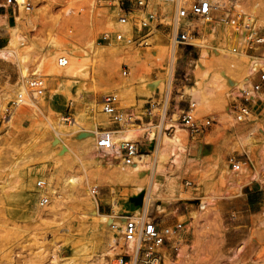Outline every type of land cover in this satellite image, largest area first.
<instances>
[{
	"label": "rangeland",
	"instance_id": "374dc122",
	"mask_svg": "<svg viewBox=\"0 0 264 264\" xmlns=\"http://www.w3.org/2000/svg\"><path fill=\"white\" fill-rule=\"evenodd\" d=\"M27 1L30 11L23 6L19 11L9 8L8 14L9 25L19 36L15 51L29 77L20 78L15 58H0V264H111L117 255L127 252L125 243L118 241L114 252L107 251L110 240L106 231L111 227L99 232L95 221L100 214L113 215L115 203L119 207L115 218L146 215L156 217L161 228L182 225L176 237L179 256L166 255L163 264H264V193L260 191L264 178V89L251 103L250 117L258 115L259 119L250 155L241 148L232 123L243 136L252 127L251 118L238 122L231 110L232 101L241 96L240 85L249 75L254 56L264 59V43L231 53L237 57L230 67L217 49L218 39L210 36L214 32L207 29L205 36L213 44L207 59L199 63L201 48L178 50L175 73L170 76V27L154 29L149 46L134 47L103 39L105 32L126 31L129 27L117 23L116 10L100 0ZM223 1L229 5L228 14L238 10L248 16L255 13V25L264 37V0ZM218 22L226 26L217 17L212 30L218 28ZM228 27L237 35L232 47H243L244 31ZM104 48L109 50L104 52ZM63 56L69 64L77 65L79 76L74 82L62 79L66 70L57 60ZM53 59L57 69L52 68ZM36 70L44 81V93L37 103L26 100L13 107L18 93L27 97V82ZM184 73L190 74L189 80L182 78ZM206 74H225L224 86L202 96L191 94L187 86ZM167 89L171 90L168 108L172 123L190 102H196L197 118L201 122L211 119V126L196 139L182 131V145L188 152L181 153L180 147L161 141L166 157L162 164L169 174L178 176V193L170 198L165 193L157 196L147 210L139 208L134 214L129 197L137 184L118 181L115 167L97 163L93 146L97 136L93 135L92 143L85 140L94 129L88 122L95 120L99 132L120 131L101 111L104 95L118 93L119 107L140 117L141 107ZM10 116L14 118L7 122ZM78 120L81 129L76 127L64 142L50 131L51 123L57 129H70ZM142 122L146 124L148 119L143 117ZM126 127L137 131L141 154L152 155L154 143L142 137L144 131L138 125L123 129ZM173 153L178 155L177 162L172 160ZM230 156L236 157L241 167L246 164V176L260 172L259 177L240 188L227 181L226 169L233 170L228 163ZM85 172L90 187L97 191L95 215L90 213L84 189ZM39 181H45L46 188L39 189ZM161 181L166 183L167 179ZM31 184L39 189L32 201V192H27ZM142 184L150 187L147 179ZM43 195L49 202L42 206L39 202ZM118 229L116 236L123 238Z\"/></svg>",
	"mask_w": 264,
	"mask_h": 264
},
{
	"label": "built area",
	"instance_id": "2783aa9c",
	"mask_svg": "<svg viewBox=\"0 0 264 264\" xmlns=\"http://www.w3.org/2000/svg\"><path fill=\"white\" fill-rule=\"evenodd\" d=\"M106 6L116 10L117 23L128 26L129 29L122 31L118 29L114 33L105 32L103 39L117 42H123L125 45H134V47L149 46L148 39L153 34L154 29L158 27H170V51L171 54H177L178 50L199 49L198 41L204 31H213L212 23L217 22L220 17L221 22L232 28L242 29L244 31L243 47H234L233 53L239 54L242 51L255 48L264 43V37L259 34L255 25L254 18L246 15L243 11H236L233 15L226 13L218 0H100ZM161 7L158 11L154 4ZM6 6H13L20 10L24 6L26 11L31 10V3L27 0H5ZM1 7V5H0ZM164 7L166 9L164 10ZM197 21L206 23V30L196 24ZM239 32V30H237ZM58 65L65 67L68 59L63 56L58 59ZM174 61L170 62L169 74L174 76ZM257 70L250 72L247 83L242 87L241 96L237 95L231 103V110L234 118L238 122L246 121L252 112L251 104L256 94L264 89V68L256 64ZM174 71V72H173ZM126 71L124 74L126 75ZM189 73H184L183 79L189 80ZM255 80V81H253ZM45 91L44 81L41 76L33 74L27 82V97L22 94L12 101L13 107L25 104L26 100L32 103L36 101ZM168 89L161 95L160 91L156 94L155 100L144 104L141 116H136L132 110H123L119 107L120 98L116 92L108 93L101 100V111L109 117L112 124L119 130L125 126L140 127L144 131L142 137L152 141L154 145L160 142L163 135H172L178 129L187 131L188 138L196 139L206 129L211 126V119L207 118L203 122L197 118L196 102H190L186 109L181 110L180 116L174 122L172 114L168 108ZM239 96V97H238ZM146 117L148 122L143 124L142 119ZM69 117L66 118L68 120ZM146 126V127H143ZM114 131L103 130L99 132L95 139V146L101 152H108L111 161L121 162L122 168H129L135 163V159L141 156L143 147L140 141H118L114 142ZM228 163L233 171L238 172L241 168V162L234 156L228 157ZM45 181H39V189L46 188ZM260 191L264 193V178L260 183ZM94 194L97 191L94 190ZM49 202L48 196L43 195L40 199V205ZM182 225L161 228L157 224V218L152 216H140L137 218L125 219V225L122 229L124 243H132L136 252L134 254L125 252L117 255L111 264H163L166 255L174 257L179 256L178 233Z\"/></svg>",
	"mask_w": 264,
	"mask_h": 264
},
{
	"label": "bare ground",
	"instance_id": "6f19581e",
	"mask_svg": "<svg viewBox=\"0 0 264 264\" xmlns=\"http://www.w3.org/2000/svg\"><path fill=\"white\" fill-rule=\"evenodd\" d=\"M19 1L25 2V0H19ZM218 3L222 7H224V9H223L224 11L229 9V5H225V2L223 0H218ZM234 3L235 2H233V6H234ZM21 8H23L22 5L20 6V9ZM165 9H166V7H164V10ZM249 15H251L252 18H254L256 16L255 13H250ZM4 19H5L4 17L0 16V26L5 23L4 21H6V20H4ZM196 24H198L203 31L207 29L206 28L207 25L204 21H197ZM217 26H218V28L216 26L213 27L214 33L210 34V36L212 38L218 39L217 49L219 50V52L222 53L223 57L227 59L228 62L226 64L228 66L232 67L233 66V60L236 59V57H237V55L236 56L233 55L234 54L233 53L234 46L232 47V44L234 43L237 35L235 33L231 32L230 28L227 25L222 27L220 22H218ZM11 31H12L11 36L7 39L6 46L0 47V58H3V59H10V57L15 58L18 62V73L20 75V78L24 79V78H27V76L29 77L28 71H27V69H24L22 67L21 64H23L24 62L21 61V59H19V57L17 56V53L15 51L16 46L18 44L19 36L12 29H11ZM203 33H204V35L197 42L198 46L201 48L199 51V58H198L199 63H203L207 59V57L209 55L208 48L213 46V44L211 42H208V39L205 36V31ZM238 37H240V36H238ZM108 50L109 49L104 48V52L108 51ZM231 53H233V54L231 55ZM242 54H244V53H242ZM242 54H240V55H242ZM244 56L250 57L248 54H244ZM254 59H255L254 61L252 60L251 67L249 68L248 74H250V72H253L254 70H257L256 64L259 65V63H261V66H263V64H264V59L260 58L259 56H254ZM175 60H176V54H172V61H175ZM57 64H58V62H57ZM51 65H52L53 69H57V67L54 63V59L52 60ZM234 65H236V63ZM64 70H66V75L62 79L69 81V82L76 81V79L79 76V71H78L76 63L72 62L69 64V61H68V64H67V66H65ZM38 72L39 71L36 70L33 74H38ZM246 73H247V71H246ZM224 76H226V75L220 74V75H217L214 77V76H209L208 74H206L205 76L196 79V81L193 85L187 86V90L191 94H197V95H201V96L204 93H214L216 89L224 86V83L226 81V78ZM231 81L233 83V80H231ZM228 82H229V80H228ZM245 83H247V79L240 86L244 87ZM233 84L235 86L237 85L235 82ZM234 85H232V86H234ZM170 86H171V84H170ZM11 94L15 95L16 94L15 90H12ZM19 94H21V93H18V95ZM167 94H168V98H169V96L171 94V90ZM256 95L260 96V95H262V93L261 94L258 93ZM257 116L249 117V118H251L249 121V122H251V124L250 123L249 124L252 127H251V129L248 130L247 134H245L243 136L239 135L238 126L235 123H232V129L235 132V134L238 137H240L241 148L245 151V153L247 155L251 154L250 144H251L253 133L255 131V124L258 122V119H259ZM13 118H14L13 116L12 117L10 116L9 120H7V118H6V120H7V122H10L13 120ZM88 124H90V126L93 127L94 129H92L91 133L86 136L85 140L92 143L93 135L97 136L99 134V131L97 130L98 123L95 120H90L88 122ZM81 125H82L81 122L78 120L75 122V125H73L70 129H67L65 127H61V128L57 129L51 123L50 124V128H51L50 131H51L52 135L58 141L64 142V137H66V135H68L69 133L76 132L77 131L76 127H80V129H81ZM181 135H182V131L178 129L171 136H168V135L162 136L160 142H158L156 144V146L153 144L154 145L153 146L154 152H152V155L142 154L141 156H139L135 159V163L132 165V167H130L128 169L122 168L121 162L117 164V163H115V161H111L110 154L108 152H101V151L97 150L95 144H93L94 148L97 151L96 156L98 158V162H97L98 164H101V165L106 164L109 167H112V169L115 167L114 168L116 170L115 171V173H116L115 177L118 181H120L122 183H135V184H137L136 189L133 188L134 191L132 192V194L130 193L131 195L129 197V202L134 204L133 205L135 208L134 214L139 213V208H142V210L143 209L147 210L150 206L152 199L157 197V196L161 197L165 193V194H167V197L170 198V197H172L178 193V188H179V182L177 180L178 176L174 175V174H169L167 171V168H165V166H163V164H162L165 161L166 157H165V153H163V149H161V141L164 140L166 143H169L172 146L180 147L181 153H183L184 151L188 152V148L182 145ZM137 138H138L137 137V131L135 129L130 128V127H126L125 129L120 130V131H114V142L136 141ZM149 146L152 147V145H149ZM173 157H174V159H172L173 162H177L178 161V155L176 153H173ZM247 169L248 168H247L245 163H243V167H241L238 172H235L233 170L230 171L229 169H226V174H225L224 178L227 179V181L234 183L236 186H238L240 188L243 185L249 183V181L256 179L260 175V172H259L255 176L248 177V176H246L247 175V173H246ZM262 169H264V166ZM85 177H86V186L84 189H85V193L88 196V206L90 209V213L95 215L94 213H95V209H96L97 204H98V199H97V196L94 194V190L92 189L93 187L92 188L90 187L91 186L90 182H89L90 179H88L89 181H87L86 172H85ZM163 177H165L167 179L166 183H163L161 181V178H163ZM145 179H147L149 181V184H150V187L148 189H146L144 187V185L142 184ZM146 183H147V181H146ZM146 186H147V184H146ZM29 189L30 190H28L27 192H32V197L29 198L32 201L37 196V192L39 189L34 188L32 184L30 185ZM179 198H184V197L180 196ZM142 199H145L146 202L140 203V201ZM200 205L202 206V208H204L205 203L201 202ZM113 207H114V209H113L114 214L113 215L112 214L111 215L100 214L99 218H97L95 221V225L98 228L99 232H103V231L107 230L108 226L111 227V230L108 229L106 231L107 237L110 240V245L107 248V251H109V252H114V250H116V248L118 247V241H124L122 237L119 238L116 236V234L119 232L118 228H121L120 233H122V229L125 225V220H123V218H125V217H123L122 219L115 218L114 216H116V214L118 215L119 207H118L117 203H115ZM126 218H137V216H135V215H134V217L128 216ZM125 249L127 252L129 251L132 254H134V252H136V248L132 243L125 244Z\"/></svg>",
	"mask_w": 264,
	"mask_h": 264
},
{
	"label": "crops",
	"instance_id": "0c3cea01",
	"mask_svg": "<svg viewBox=\"0 0 264 264\" xmlns=\"http://www.w3.org/2000/svg\"><path fill=\"white\" fill-rule=\"evenodd\" d=\"M0 5H1L0 16L4 17L5 18L4 20H6L4 21L5 23L0 26V47H1L7 44L6 41L11 36V27L9 25L10 15L8 14V9L14 8L15 11H17V9L13 6H6L5 0H0Z\"/></svg>",
	"mask_w": 264,
	"mask_h": 264
}]
</instances>
